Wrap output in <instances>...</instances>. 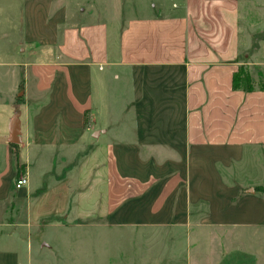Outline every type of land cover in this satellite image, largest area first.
<instances>
[{"label":"crops","instance_id":"0c3cea01","mask_svg":"<svg viewBox=\"0 0 264 264\" xmlns=\"http://www.w3.org/2000/svg\"><path fill=\"white\" fill-rule=\"evenodd\" d=\"M263 7L0 0V264L50 262L53 236L68 264H222L193 238L264 228V90L233 86L264 68L242 44Z\"/></svg>","mask_w":264,"mask_h":264},{"label":"rangeland","instance_id":"374dc122","mask_svg":"<svg viewBox=\"0 0 264 264\" xmlns=\"http://www.w3.org/2000/svg\"><path fill=\"white\" fill-rule=\"evenodd\" d=\"M250 27L253 28L255 32V34H252V53H255V49L260 46L258 55L264 61V7L256 9V11L249 18L244 16V22L242 24L243 46L248 42L249 38L246 33ZM242 57H244V54ZM241 67L243 68L244 75L248 76L250 79L251 83L247 85L249 88L253 90L264 89V68L251 66L248 62H246ZM1 155H3V151H0V156ZM249 172L254 177V179H256V181H253V183H257L259 186L257 190L264 195V186L258 182L264 180V168L251 167L249 168ZM21 175H19V177ZM208 232L209 231L203 232L205 234H203V242H201V240L196 242L193 238V256H195V254L201 253L204 255L227 256V259H225L222 264H249L251 261L252 264H264V228L246 231H214L210 233L212 237L208 236ZM195 233L196 232L194 230L193 235H195ZM43 237H45V233H37L34 235L37 245L44 241ZM51 243V249L45 251L41 255H38V253L34 251L33 257H41V259L49 260L50 262L46 264H68V261L64 260L63 258L61 259L60 257V254H63V251L65 250L61 246V239L53 236ZM72 249L77 250V248ZM78 250L84 251V247H78ZM78 254L84 255L82 252H79ZM131 255L132 254H130V256Z\"/></svg>","mask_w":264,"mask_h":264},{"label":"trees","instance_id":"16d2710c","mask_svg":"<svg viewBox=\"0 0 264 264\" xmlns=\"http://www.w3.org/2000/svg\"><path fill=\"white\" fill-rule=\"evenodd\" d=\"M250 79L248 76H245L243 73V68L240 67L239 71L234 75L233 86L236 90H243L247 92L254 91L253 89L249 88L247 85L250 84ZM264 90V89H262Z\"/></svg>","mask_w":264,"mask_h":264},{"label":"water","instance_id":"95a60500","mask_svg":"<svg viewBox=\"0 0 264 264\" xmlns=\"http://www.w3.org/2000/svg\"><path fill=\"white\" fill-rule=\"evenodd\" d=\"M21 132H20V127L18 124H14L11 127V140L10 142L12 144H19L21 142ZM252 193L255 191L254 189L250 190Z\"/></svg>","mask_w":264,"mask_h":264},{"label":"built area","instance_id":"2783aa9c","mask_svg":"<svg viewBox=\"0 0 264 264\" xmlns=\"http://www.w3.org/2000/svg\"><path fill=\"white\" fill-rule=\"evenodd\" d=\"M27 183H28V177L26 173H23L16 181V188L22 189L23 187L27 185Z\"/></svg>","mask_w":264,"mask_h":264}]
</instances>
